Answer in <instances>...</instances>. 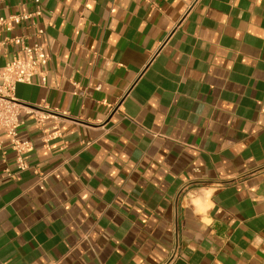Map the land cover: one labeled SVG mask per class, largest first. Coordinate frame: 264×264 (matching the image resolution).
Wrapping results in <instances>:
<instances>
[{"label": "crops", "instance_id": "0c3cea01", "mask_svg": "<svg viewBox=\"0 0 264 264\" xmlns=\"http://www.w3.org/2000/svg\"><path fill=\"white\" fill-rule=\"evenodd\" d=\"M37 8L0 264H264V0H0Z\"/></svg>", "mask_w": 264, "mask_h": 264}, {"label": "built area", "instance_id": "2783aa9c", "mask_svg": "<svg viewBox=\"0 0 264 264\" xmlns=\"http://www.w3.org/2000/svg\"><path fill=\"white\" fill-rule=\"evenodd\" d=\"M38 2V0H35ZM42 14L37 8L32 13L11 14L0 16V54L6 45L17 47L13 58L0 64V129H4L9 137V143L16 153V168L24 170L27 164L23 154L28 151V142L19 141L16 128L19 126V114L23 109L13 94L16 84H31L35 77L41 85L46 83V65L48 56L43 42L36 40L31 43L23 36H11L9 33L17 26L29 24L34 26V19ZM43 34L41 28L35 30V37ZM176 254L174 250L170 257Z\"/></svg>", "mask_w": 264, "mask_h": 264}]
</instances>
